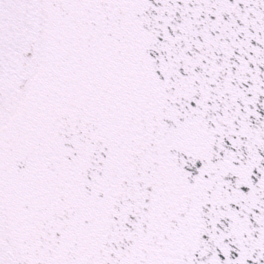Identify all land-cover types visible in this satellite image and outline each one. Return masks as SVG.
<instances>
[{
    "label": "snow or ice",
    "instance_id": "6c2138e0",
    "mask_svg": "<svg viewBox=\"0 0 264 264\" xmlns=\"http://www.w3.org/2000/svg\"><path fill=\"white\" fill-rule=\"evenodd\" d=\"M0 264H264V0H0Z\"/></svg>",
    "mask_w": 264,
    "mask_h": 264
}]
</instances>
